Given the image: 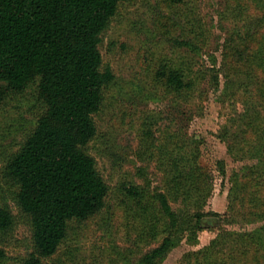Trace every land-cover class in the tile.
<instances>
[{
  "label": "trees",
  "instance_id": "trees-1",
  "mask_svg": "<svg viewBox=\"0 0 264 264\" xmlns=\"http://www.w3.org/2000/svg\"><path fill=\"white\" fill-rule=\"evenodd\" d=\"M126 1L0 0V102L35 85L41 103L33 129L2 168L31 229L32 251L20 264H45L66 239L72 221H85L106 205L109 186L87 146L97 135L94 115L114 80L102 62V34ZM220 18L233 23L224 38L221 71L231 84L226 88L231 98L243 107L223 125L221 135L231 156L257 161L231 175L229 206L234 211L237 201L253 203L263 208L258 215L264 218V194L258 195L264 189V0H226ZM202 37V32L196 34L199 42ZM184 44L200 50L194 43ZM155 77L178 96L195 83L182 66L168 62L159 65ZM213 78L217 84L218 75ZM143 137L150 149L155 147L150 126L144 127ZM181 138L170 132L150 150L164 173L163 191L124 187L140 217V238L163 236L135 264H160L182 237L204 229L206 217H218L200 204L210 193L212 178L200 165L198 143ZM218 164L225 174L223 163ZM176 201L178 209L172 206ZM15 224L10 207L0 203V236ZM216 245L212 241L200 250L204 263L212 262L210 250ZM259 250H264L262 241Z\"/></svg>",
  "mask_w": 264,
  "mask_h": 264
},
{
  "label": "rangeland",
  "instance_id": "rangeland-1",
  "mask_svg": "<svg viewBox=\"0 0 264 264\" xmlns=\"http://www.w3.org/2000/svg\"><path fill=\"white\" fill-rule=\"evenodd\" d=\"M225 3L129 0L119 5L99 46L103 65L110 67L114 80L94 115L97 135L87 146L109 186L106 205L85 221H72L66 239L45 264H135L160 243V234L140 238V217L131 209L135 207L124 187L136 184L151 192L163 191L164 173L150 150L170 132L197 141L200 165L212 178L210 193L200 204L218 217H206L204 229L182 237L160 264H207L200 250L212 241L217 245L210 250L209 264H264V250H259L264 218L258 215L263 208L244 201H237L234 211L229 206L231 175L257 161L231 156L221 135L223 125L243 108L231 98L226 89L231 84L221 71L224 38L233 28L232 22L220 18ZM198 32L203 42L196 39ZM184 42L199 45L200 50ZM163 62L182 66L195 81L192 88L178 96L157 80L155 72ZM40 104L35 85L0 102V203L16 216L13 229L0 236V264H20L32 251L30 226L15 204V189L3 178L2 168L33 129ZM145 126L153 134L152 149L143 141ZM263 194L264 189L258 192L261 198ZM172 206L178 209L181 204L176 201Z\"/></svg>",
  "mask_w": 264,
  "mask_h": 264
}]
</instances>
